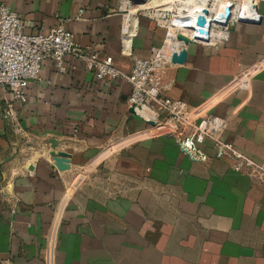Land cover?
Here are the masks:
<instances>
[{"label": "crops", "instance_id": "obj_1", "mask_svg": "<svg viewBox=\"0 0 264 264\" xmlns=\"http://www.w3.org/2000/svg\"><path fill=\"white\" fill-rule=\"evenodd\" d=\"M0 3L21 15L24 33L63 23L123 72L165 35L123 0ZM260 5L256 22L233 27L227 42L190 44L164 93L193 107L221 95L211 113L228 122L223 138L264 163V69L227 91L245 69L264 64ZM126 18L138 32L124 51ZM65 68L47 59L40 79L27 83L19 132L2 116L0 88V264H46L58 212L54 264H264V175L234 172L212 158L210 143L203 149L212 159L198 163L170 137L142 136L147 126L128 108L129 83L97 80L72 56Z\"/></svg>", "mask_w": 264, "mask_h": 264}, {"label": "built area", "instance_id": "obj_2", "mask_svg": "<svg viewBox=\"0 0 264 264\" xmlns=\"http://www.w3.org/2000/svg\"><path fill=\"white\" fill-rule=\"evenodd\" d=\"M123 2L132 5L131 0ZM196 2L198 0L189 1V4L174 0L168 10H140L147 11L145 13L165 31V35L162 44L151 49L148 57L135 59L130 72L119 70L112 57L83 48L63 23L47 34L24 33L21 15L9 9L6 4L0 3V88L4 94L3 118L19 132L21 127L18 108L28 100L25 90L27 83L40 79L42 64L47 59L54 61L59 71L66 72L65 59L72 56L81 62L84 69L93 72L97 80L122 79L130 84L128 108L146 124L147 129L142 136L170 137L179 150L193 162L209 163L212 158L226 160L236 173L254 177H256L254 172L264 175V163L256 161L237 145L223 138L228 122L211 113L219 101L210 104L207 101L193 107L164 93L169 88V85L165 84L168 71L180 65L173 62L174 56H180L183 51H187L188 46L178 40L179 34L201 46L217 47L230 39L232 29L236 25L255 23L256 9L259 6L257 4L263 1L206 0L203 6L205 9L202 11H197L195 7L191 9ZM227 9H230L228 17ZM200 17L205 20L202 26L199 25ZM132 28L129 18L124 19L122 25L124 51L137 35V28L134 35ZM263 69L264 64L250 66L233 82L246 84ZM155 128H161L162 132L145 135ZM207 143L212 146V158L203 149ZM120 146L121 144L109 146L104 155L115 153ZM59 218L60 212L52 223L46 264H54V237Z\"/></svg>", "mask_w": 264, "mask_h": 264}, {"label": "rangeland", "instance_id": "obj_3", "mask_svg": "<svg viewBox=\"0 0 264 264\" xmlns=\"http://www.w3.org/2000/svg\"><path fill=\"white\" fill-rule=\"evenodd\" d=\"M173 2V0H164L163 2H158V4H157V2L156 3H154V6H153V4L152 5H150L149 6V8H146V9H142V8H139V7H136V9L139 11V10H150V9H169L170 7H171V3ZM199 3H201V0H199ZM262 3H264V2H261L260 4H262ZM156 4V5H155ZM130 7H133V6H135V5H129ZM137 6V5H136ZM155 6H156V8H155ZM153 7V8H152ZM139 12H141V11H139ZM145 12H147V11H142L141 13H145ZM138 32V31H137ZM164 33H165V31H164ZM237 82V81H236ZM236 82H233L232 81V83L230 84V87H228V90L227 91H231V90H235V89H242V88H244V87H246L247 85H249V83H250V81L248 82V83H246V84H243V83H239V84H237ZM235 84H237V85H235ZM222 96L221 95H217L216 97H214V98H212V99H210L209 101H208V104H210V102H218L219 101V99L221 98ZM207 102V101H206ZM205 103V102H204ZM211 105H213V104H211ZM105 153H107V152H105ZM95 162V161H94ZM94 164V163H93ZM93 164L92 165H89V168L88 169H85L84 171H83V173L84 174H86V172L87 171H90L91 170V168H92V166H93ZM83 177V176H82ZM82 177H80V179L82 178ZM73 186V185H72Z\"/></svg>", "mask_w": 264, "mask_h": 264}, {"label": "water", "instance_id": "obj_4", "mask_svg": "<svg viewBox=\"0 0 264 264\" xmlns=\"http://www.w3.org/2000/svg\"><path fill=\"white\" fill-rule=\"evenodd\" d=\"M132 5H140L142 3L145 2V0H131ZM230 15V9L226 10V16L228 17ZM205 24V20L203 18L200 17L199 19V25H204ZM178 40L179 41H183L187 46H189L190 44H192L193 42L191 41V39L187 38L186 36H184L183 34H179L178 35ZM188 56V52L185 50L181 53L180 56L175 55L173 58V62L174 63H178V64H183L186 62ZM54 142V141H53Z\"/></svg>", "mask_w": 264, "mask_h": 264}, {"label": "bare ground", "instance_id": "obj_5", "mask_svg": "<svg viewBox=\"0 0 264 264\" xmlns=\"http://www.w3.org/2000/svg\"><path fill=\"white\" fill-rule=\"evenodd\" d=\"M164 0H145V2L144 3H142V4H140V5H137V6H133L132 7V9L135 11V10H137L136 9V7H139V8H142V9H146V8H149V6L150 5H152L153 4V6H154V3H156L157 2V4H158V2H163ZM174 1V0H173ZM178 1H182V2H184V3H187V4H189V1H192V0H178ZM193 1H195V0H193ZM263 2H264V0H262ZM191 3H193V2H191ZM205 4H206V0H201V3H199V0H198V2H196L195 4H194V6H192L191 7V9L193 8V7H195L196 9H197V11H202V10H204L205 8L203 7V6H205ZM156 5V4H155ZM257 5H259V6H261L260 4H257ZM259 6H258V9H256L257 10V13H256V15H257V18H258V14H259ZM153 8V7H152ZM155 8H156V6H155ZM170 9V8H169ZM168 10V9H167ZM140 11V10H139ZM188 11H190L189 9H188ZM256 18V19H257ZM133 28H132V32H133V34H134V32H135V27L134 26H132ZM157 129V128H156ZM157 132H158V134L160 133V132H162V129L161 128H158L157 129Z\"/></svg>", "mask_w": 264, "mask_h": 264}]
</instances>
